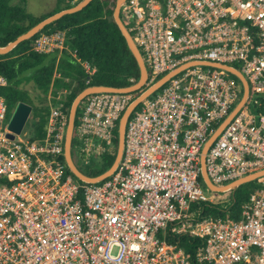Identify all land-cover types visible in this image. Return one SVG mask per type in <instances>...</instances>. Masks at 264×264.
<instances>
[{
  "label": "built area",
  "instance_id": "obj_1",
  "mask_svg": "<svg viewBox=\"0 0 264 264\" xmlns=\"http://www.w3.org/2000/svg\"><path fill=\"white\" fill-rule=\"evenodd\" d=\"M122 16L132 21L147 85L176 72L133 111L121 160L102 181L67 170V90L52 95L45 136L32 138L5 124L0 74V264H264V175L237 217L229 191L209 197L200 179L206 142L244 94L236 75L212 63L238 68L249 92L207 153L208 175L224 186L264 169V0H126ZM66 37L43 32L34 50L61 51ZM82 65L89 84L97 69ZM137 91L81 103L72 143L81 164L116 151ZM210 204L226 215L203 216ZM184 235L201 239L194 256L180 246Z\"/></svg>",
  "mask_w": 264,
  "mask_h": 264
},
{
  "label": "trees",
  "instance_id": "obj_2",
  "mask_svg": "<svg viewBox=\"0 0 264 264\" xmlns=\"http://www.w3.org/2000/svg\"><path fill=\"white\" fill-rule=\"evenodd\" d=\"M21 1V3H14L13 0H0V46H6L44 18L62 9L72 7L81 0H59L53 12L40 17L27 10V0ZM116 3L117 0H92L82 10L64 15L47 25L32 38L22 41L10 52L0 54V74L8 79V85L1 89V93L6 97L9 112L20 101L33 106L32 138L41 139L45 136L50 106L36 105L29 92L24 88V84L33 82L35 87L45 95L51 92L56 96L59 92L67 90L65 111L70 114L74 99L88 86L127 87L140 79L137 60L114 19ZM122 20L126 23L124 16H122ZM57 30L66 31L64 49L50 53H38L34 50L35 39L41 33ZM82 61H88L97 69L89 84L86 83L88 74L85 72ZM234 65L238 66V64ZM85 101H87V97L83 103ZM80 112L81 106L78 109L76 125ZM118 135L117 131L115 138L117 148ZM117 148L114 155L105 159L98 169L86 170L79 165L74 151L72 155L75 163L85 174L97 176L114 163ZM67 170L69 171L68 167ZM200 179L204 183L202 177ZM256 187L257 181H251L239 186L235 191H229L227 195L232 196L229 214L237 217ZM204 206L203 216L208 214L226 215L225 210L219 205ZM181 239L180 246L192 256L202 245L199 238L184 235Z\"/></svg>",
  "mask_w": 264,
  "mask_h": 264
},
{
  "label": "water",
  "instance_id": "obj_3",
  "mask_svg": "<svg viewBox=\"0 0 264 264\" xmlns=\"http://www.w3.org/2000/svg\"><path fill=\"white\" fill-rule=\"evenodd\" d=\"M92 0H81L78 4L62 9L61 11H58L56 13H53L49 15L48 17L44 18L34 26H32L29 30L26 32L22 33L19 35L15 40L9 42L6 46H0V54H6L10 52L14 47H16L18 44H20L22 41L28 40L32 38L34 35L39 33L41 30H43L47 25L50 23H53L54 21L60 19L66 14H71L75 13L77 11L82 10L84 7H86ZM126 0H117L116 7L114 10V19L117 25L119 26L122 34L126 38L127 44L135 56L137 63L140 68V79L127 87H113V86H105V85H92L88 86L85 88L83 91H81L76 98L74 99L71 109H70V114H69V123L66 131V138H65V159L66 163L71 170V172L79 179L85 180L88 182H99L102 181L103 179L109 177L114 170L116 169L117 165L119 164L122 154H123V149H124V143H125V130H126V125L129 117L133 113V111L139 106V104L147 97L155 93L157 90H159L168 80L169 78L176 72H171L166 74L165 76L161 77L159 80L154 82L153 84H150L148 88H146L139 96H137L131 103L130 105L126 108L124 111L120 121H119V128H118V149H117V154L116 158L114 160V163L111 165L110 168H108L105 172L101 173L100 175L97 176H89L85 174L75 163L72 155V143H73V136H74V131H75V125H76V118L78 114V109L83 100L88 97L92 93L96 92H104V91H110V92H133L142 89L147 85L148 82V69L145 64L143 55L135 43L132 34L128 30L126 24L122 20L121 17V5L125 2ZM210 65L216 66V67H222L230 72H232L234 75H236L243 83L244 86V94L241 99V102L239 105L232 111V113L224 120L223 123H221L217 129L214 131V133L209 137L208 141L206 142L203 150H202V155H201V168H202V179L208 189H210L213 192H226V191H235L238 189L239 186L254 181L258 177L264 175V169L260 171H256L254 173H250L244 177H241L239 179H236L232 182H230L227 185L224 186H217L215 185L207 172V167H206V156L207 153L216 140L217 136L222 132L224 127L230 122L232 117L237 113V111L240 109V107L243 105L248 92H249V86H248V81L243 75V73L236 67L226 65V64H219V63H212ZM33 106L29 103L20 101L16 107L14 108V111L12 113L11 119L8 123L9 129L14 132V133H20L23 128L25 127L27 121L30 118V115L32 113ZM14 133H8V136L11 138H14Z\"/></svg>",
  "mask_w": 264,
  "mask_h": 264
},
{
  "label": "rangeland",
  "instance_id": "obj_4",
  "mask_svg": "<svg viewBox=\"0 0 264 264\" xmlns=\"http://www.w3.org/2000/svg\"><path fill=\"white\" fill-rule=\"evenodd\" d=\"M58 1L59 0H27L26 3V7L27 10L30 13H33L36 16H42V15H47L50 14L51 12H53L55 10V8L58 5ZM14 3H21V0H13ZM126 24L130 27L132 25V21L131 19H126ZM24 88L29 92V94L31 95V97L33 98V101L35 102L36 105L39 106H46V105H50L52 102V93L50 92L49 94L45 95L44 93H42L40 90H38L33 82L27 83L23 85ZM150 85H145V87H143L142 89L139 90L138 92V96L141 94V92H143L146 88H148ZM62 92V91H61ZM14 111V108L10 110L9 112V116L8 119L6 120L5 124H8L12 113ZM32 114L30 115L29 120L27 121L25 128H24V132H26L27 134L31 133V118H32ZM104 146L106 145L105 142L102 143ZM109 150L106 153L103 154H93L90 157V163H84L81 164V162H78L80 166H82L83 168H85L86 170L91 169H98L101 167V165L104 163L105 159H107L108 157H110L111 155H114V149L110 150V146L108 147ZM203 188L205 190V193L209 196L212 197L215 192L209 190L205 185H203ZM227 197V196H226ZM225 206V205H223Z\"/></svg>",
  "mask_w": 264,
  "mask_h": 264
}]
</instances>
